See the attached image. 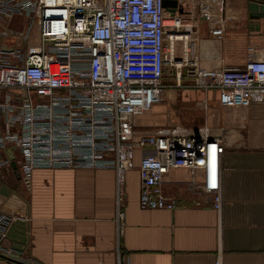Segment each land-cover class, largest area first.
Segmentation results:
<instances>
[{
    "label": "built area",
    "instance_id": "2783aa9c",
    "mask_svg": "<svg viewBox=\"0 0 264 264\" xmlns=\"http://www.w3.org/2000/svg\"><path fill=\"white\" fill-rule=\"evenodd\" d=\"M211 1L219 9L226 2ZM206 9L200 13L211 22ZM186 14L171 15L163 0H0V38L7 40L0 48V178L14 174L12 161L27 188L35 169H112L123 203L126 175L138 160L141 210L173 211L177 201L164 194V179L184 170L200 175V193L220 211L222 135L206 127L137 130L171 89L163 81L166 68L187 66ZM16 17L27 19L24 29L4 26ZM223 22L210 29L219 42ZM183 40L180 55L176 45ZM188 70L195 79L190 88L216 92L225 109L264 105L262 50L249 47L242 67L206 69L192 58ZM180 76L175 72L177 86ZM116 221L119 238V208ZM28 225L27 216L0 210L1 258L27 262Z\"/></svg>",
    "mask_w": 264,
    "mask_h": 264
},
{
    "label": "crops",
    "instance_id": "0c3cea01",
    "mask_svg": "<svg viewBox=\"0 0 264 264\" xmlns=\"http://www.w3.org/2000/svg\"><path fill=\"white\" fill-rule=\"evenodd\" d=\"M180 4L199 67H242L249 47L264 52V19L249 18L247 0H226L221 9L211 0ZM201 6L210 9L211 22L203 19ZM220 18L219 42L210 29ZM26 23L16 17L4 26L19 30ZM5 44L0 38V48ZM215 94L207 93L198 103L208 110L207 98ZM206 124L225 143L220 211L200 193V175L184 170L164 179V194L177 201L173 211L141 210L138 160L126 175L123 203H117L112 169H35L28 188L18 175L8 174L0 178V210L29 218L30 241L26 263L0 257V264H118V255L121 264H264V105H251L236 116L212 109ZM118 208L123 213L119 238Z\"/></svg>",
    "mask_w": 264,
    "mask_h": 264
},
{
    "label": "rangeland",
    "instance_id": "374dc122",
    "mask_svg": "<svg viewBox=\"0 0 264 264\" xmlns=\"http://www.w3.org/2000/svg\"><path fill=\"white\" fill-rule=\"evenodd\" d=\"M247 1L249 2V0ZM187 8L188 7H185L186 11ZM243 8L245 9L246 5ZM233 9L234 8H231L232 13L237 12ZM205 13H210V9L207 8ZM237 17L240 19L239 16H236V18ZM236 18L233 17L234 20ZM183 47L184 40L177 42L176 48L178 54L182 55ZM192 58L193 57L188 53L186 62L187 66L179 70L170 67L166 68L163 81L165 85L171 86V89L165 90L163 100L155 105L152 112L147 113L137 121V126L139 127H137V130L139 132L152 133L159 129L172 128L175 126L193 129V127L197 126L200 128L206 127L210 134L216 135L217 132L215 134L212 133V130L208 124H206L207 116L210 113V110H219L226 116H232L233 114L236 116L246 112L247 109L223 108L219 105L218 98L216 97L217 95L213 93L214 91L210 92L211 95L215 94L214 98H207L209 102V109L205 110L202 108L200 102L198 103V99H201L202 97L206 98V94L190 88L195 81V79L190 78L187 73L189 71L190 60ZM175 72H180L181 74L178 86L173 76L175 75ZM22 185L24 186L23 183Z\"/></svg>",
    "mask_w": 264,
    "mask_h": 264
},
{
    "label": "water",
    "instance_id": "95a60500",
    "mask_svg": "<svg viewBox=\"0 0 264 264\" xmlns=\"http://www.w3.org/2000/svg\"><path fill=\"white\" fill-rule=\"evenodd\" d=\"M163 7L167 9L171 15L176 12L178 14H183V9L178 5L177 0H163ZM247 11L249 18L252 20L264 19V0H249ZM256 29L258 30L259 28L257 27ZM2 49L5 50V47H2ZM7 153L10 158L13 159L11 151H7ZM11 167L14 170V174L17 175V167L13 161L11 162Z\"/></svg>",
    "mask_w": 264,
    "mask_h": 264
},
{
    "label": "bare ground",
    "instance_id": "6f19581e",
    "mask_svg": "<svg viewBox=\"0 0 264 264\" xmlns=\"http://www.w3.org/2000/svg\"><path fill=\"white\" fill-rule=\"evenodd\" d=\"M166 24L168 25V22H166ZM264 53V52H263Z\"/></svg>",
    "mask_w": 264,
    "mask_h": 264
},
{
    "label": "flooded vegetation",
    "instance_id": "af4514ba",
    "mask_svg": "<svg viewBox=\"0 0 264 264\" xmlns=\"http://www.w3.org/2000/svg\"><path fill=\"white\" fill-rule=\"evenodd\" d=\"M183 12H185V11H183Z\"/></svg>",
    "mask_w": 264,
    "mask_h": 264
}]
</instances>
